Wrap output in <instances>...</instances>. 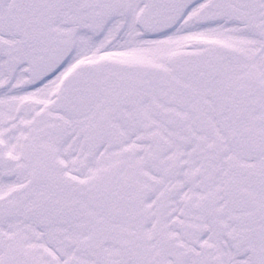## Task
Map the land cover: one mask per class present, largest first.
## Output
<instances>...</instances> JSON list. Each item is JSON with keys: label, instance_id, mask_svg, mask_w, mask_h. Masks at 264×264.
Returning a JSON list of instances; mask_svg holds the SVG:
<instances>
[{"label": "snow or ice", "instance_id": "obj_1", "mask_svg": "<svg viewBox=\"0 0 264 264\" xmlns=\"http://www.w3.org/2000/svg\"><path fill=\"white\" fill-rule=\"evenodd\" d=\"M0 264H264V0H0Z\"/></svg>", "mask_w": 264, "mask_h": 264}]
</instances>
